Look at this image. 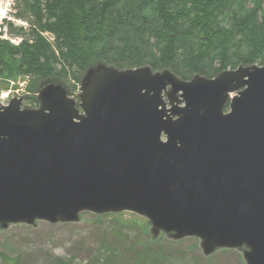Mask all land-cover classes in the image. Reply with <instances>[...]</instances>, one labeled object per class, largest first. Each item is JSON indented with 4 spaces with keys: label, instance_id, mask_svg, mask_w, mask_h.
I'll list each match as a JSON object with an SVG mask.
<instances>
[{
    "label": "water",
    "instance_id": "1",
    "mask_svg": "<svg viewBox=\"0 0 264 264\" xmlns=\"http://www.w3.org/2000/svg\"><path fill=\"white\" fill-rule=\"evenodd\" d=\"M37 97L0 105V230L126 212L264 264V67L187 82L99 64L79 102L52 83Z\"/></svg>",
    "mask_w": 264,
    "mask_h": 264
},
{
    "label": "trees",
    "instance_id": "2",
    "mask_svg": "<svg viewBox=\"0 0 264 264\" xmlns=\"http://www.w3.org/2000/svg\"><path fill=\"white\" fill-rule=\"evenodd\" d=\"M263 7L264 0H25L20 16H32L37 29L20 47L0 41V79L30 77L28 99L38 104L44 86L81 82L99 64L147 65L183 80L262 66ZM114 259L104 249L93 264Z\"/></svg>",
    "mask_w": 264,
    "mask_h": 264
},
{
    "label": "rangeland",
    "instance_id": "3",
    "mask_svg": "<svg viewBox=\"0 0 264 264\" xmlns=\"http://www.w3.org/2000/svg\"><path fill=\"white\" fill-rule=\"evenodd\" d=\"M23 17L32 26L33 17L26 14ZM36 29L32 26L24 38L29 40L31 31ZM144 67L149 66L140 68ZM192 79L181 80L189 82ZM12 82L15 91L26 84L22 94L30 98L35 96L28 90L32 79L22 76L0 79V95L10 90ZM62 86L78 102L81 82L68 81ZM23 107L37 109L39 104L25 99ZM104 249L115 253L114 264H246L241 250L219 249L206 256L197 238L177 241L165 234L155 237L145 218L126 212L108 215L86 213L75 224L37 222L33 226L11 225L8 229L0 230V264H59L58 259L63 260L64 264H93Z\"/></svg>",
    "mask_w": 264,
    "mask_h": 264
},
{
    "label": "built area",
    "instance_id": "4",
    "mask_svg": "<svg viewBox=\"0 0 264 264\" xmlns=\"http://www.w3.org/2000/svg\"><path fill=\"white\" fill-rule=\"evenodd\" d=\"M21 1L0 0V40L7 41L16 47H19L23 42V38L17 34V31L21 29L26 31L29 28L28 22L18 16ZM46 37L52 40L49 35ZM11 84L12 88L7 93L0 95V103L6 104L11 97L21 96L26 85L22 84L15 91L14 83Z\"/></svg>",
    "mask_w": 264,
    "mask_h": 264
},
{
    "label": "bare ground",
    "instance_id": "5",
    "mask_svg": "<svg viewBox=\"0 0 264 264\" xmlns=\"http://www.w3.org/2000/svg\"><path fill=\"white\" fill-rule=\"evenodd\" d=\"M6 97V96H5Z\"/></svg>",
    "mask_w": 264,
    "mask_h": 264
}]
</instances>
